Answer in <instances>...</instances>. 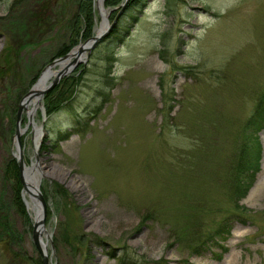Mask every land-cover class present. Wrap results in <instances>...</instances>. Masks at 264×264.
I'll return each mask as SVG.
<instances>
[{
    "label": "rangeland",
    "instance_id": "374dc122",
    "mask_svg": "<svg viewBox=\"0 0 264 264\" xmlns=\"http://www.w3.org/2000/svg\"><path fill=\"white\" fill-rule=\"evenodd\" d=\"M75 1L0 0V62L10 69L0 81V264H42L34 213H20L8 165L16 160L17 106L61 57L59 46H69ZM138 5L124 13L123 26L133 15L138 20L123 42L83 55V78L61 111L47 117L42 100L34 116L37 126L47 117L38 149L32 126L22 135L27 166L38 159L68 175L66 183L46 175L40 184L52 264H264V131L260 169L239 202L229 181L216 177L233 179L239 149L254 146L246 124L264 100V0ZM93 7L95 37L102 18ZM80 74L63 81L70 85ZM77 115L84 129L59 143ZM203 146L208 150L196 151ZM251 153L258 158L259 151ZM20 192L22 198L23 186ZM232 212L243 217L230 218L229 240L197 247L200 235L212 234Z\"/></svg>",
    "mask_w": 264,
    "mask_h": 264
},
{
    "label": "trees",
    "instance_id": "16d2710c",
    "mask_svg": "<svg viewBox=\"0 0 264 264\" xmlns=\"http://www.w3.org/2000/svg\"><path fill=\"white\" fill-rule=\"evenodd\" d=\"M49 1V0H48ZM75 1V0H74ZM125 0H106L105 3V7L107 8H114V7H119V5H121ZM141 0H136L133 3H130L126 12V15L129 14V10L130 8H133L132 10H136L137 7L139 6L138 4H140ZM76 9L73 11L72 13V17L70 19L71 23H70V32L72 34V36L70 37L71 39L68 40L69 42V46L63 47L64 45H60L59 46V50L57 52L58 56H64L66 55L68 52L71 51L72 47L76 46L81 39H89L90 37L93 36V26L95 23V9H94V0H76ZM136 5V6H135ZM118 11H114L111 15V19L112 21L116 18L115 16H117ZM135 12H131V16L132 14H134ZM123 17V19H119L118 23L116 24V26H114V28L112 29V31L110 32V34L106 37V39L103 41L104 42H109L111 41L114 44H119L121 42L124 41L125 37L129 34L130 32V26L133 25L134 22L137 23L138 20V16L133 15L131 17L132 23H127V25L123 26V20L125 18V16ZM37 18H34V21L39 24L38 21H36ZM80 23H82L83 28L85 29V32H83L82 27L80 26ZM25 30L23 31V35L25 36H29V31L32 29L31 25H28L26 23L20 25V28H24ZM68 29V28H67ZM56 55V56H57ZM108 63H110L109 58L107 59ZM84 69L85 66H80L79 69L77 71H81L80 76H78V78L75 80L74 77H71V82L70 85H66V83L63 81L56 89H54L51 93L47 94L45 97L46 100V113L48 117H52V115L57 114V112L61 111L66 103H68L69 101L72 100V95H75V89L70 90V88H74V86L80 82L83 78V74H84ZM10 69H7L4 61L0 62V81H2L3 79H5V77L7 76V73ZM104 83L105 85L109 84L108 82V78L109 76L104 74ZM37 79V76L33 79L31 84H34L35 81ZM67 79V78H66ZM70 80V79H68ZM66 87V90L59 92L61 90L62 87ZM98 93L102 96H107V92L106 89H102L100 91H98ZM56 97V98H54ZM103 103H101L100 108H97V110H101ZM17 112V111H16ZM15 112V113H16ZM90 112L87 111V116L89 117ZM85 119H83L81 116H78V118L75 120L74 122V127L72 131H65L60 133L59 136H57V141L62 142L64 141L67 137H71V135H73V133H79L81 130L84 129V127L81 125L82 122H84ZM246 129L249 131H251V133L254 135L253 138L252 135L247 136L248 138H251L252 142L254 143V146H250L251 148L249 149V151H245L246 147L245 145H243V147L241 149H239V151H242V155L239 158V162L238 165L236 167V171H234V177L232 179L230 174H226L223 178L228 182V186H230V188L232 190H235L234 192L237 193V195H239V199L238 202L247 194L249 188L251 187L250 185L252 184V181H254V177H256V174L259 170L260 167V163H259V159H260V151H261V144H260V138H259V133L261 131L264 130V100L260 101L258 103V106H256L253 114L251 115V117L248 119L247 124H246ZM246 130V131H247ZM247 134L249 135V132L247 131ZM258 145V148H257ZM251 151L256 152L259 151L258 153V158L255 157V160H252V156L253 153H251ZM246 152V153H245ZM8 167H10V171H11V175L12 178L15 180L16 182V188H17V205L18 208L20 210V213L22 214V216L26 219L27 217V213H26V207L22 201L21 198V190H22V182L20 181V173H19V167H18V163L17 161H13L10 163V165H8ZM7 170V169H6ZM62 192H65L63 190H61ZM233 216H238V217H243L242 212L240 213H235L232 212L230 214V216H228L218 227L217 229H215V231L210 234V233H205L200 235L199 238V245H197V247H201L204 246L206 244V242L208 244L211 243H215V242H220L223 241L227 242L228 238L231 236V231H232V225L230 222V218ZM199 224V222H197V225ZM205 241V242H202ZM127 264H135L134 261H126Z\"/></svg>",
    "mask_w": 264,
    "mask_h": 264
},
{
    "label": "water",
    "instance_id": "95a60500",
    "mask_svg": "<svg viewBox=\"0 0 264 264\" xmlns=\"http://www.w3.org/2000/svg\"><path fill=\"white\" fill-rule=\"evenodd\" d=\"M101 2V4L104 3L105 0H99ZM130 0H126L125 4L123 5V8L120 11V14L125 10L127 4L129 3ZM120 16V15H118ZM118 19V17H117ZM117 19L114 21V23H112V25H109V21L108 19H106V24L107 26L105 27L106 29L102 30L101 32H99L98 35H96L95 37H93L92 39L88 40L87 42H84L83 45L79 46V50H73L72 52H70L69 54L56 59L55 61H53L43 72V74L41 75V77L39 78V80L37 81L36 85L40 82V80L45 77L49 71L51 70V68L55 67V66H59L60 69L58 71L55 72V74H51L50 76H48V80L51 77H54L53 80L49 83H47L45 89L40 92L39 94H37L38 96V103L39 105H42V100L45 97L46 94H48L50 91L54 90L61 82V80L65 77H68L69 75L72 74V72L82 63H84V59L82 58L84 53H88V55L91 53V51L96 47V45L103 40V38H105L109 32L111 31V29L113 28V26L115 25V23L117 22ZM72 58V59H71ZM88 58V56L86 57ZM64 65V66H63ZM63 66V70H61ZM35 85V86H36ZM34 88L27 94L25 95V97H23L20 105L18 106V112H17V127H16V140H17V155L15 157H17L16 160H18L19 162V169H20V176H21V180L24 186V191L29 193L31 196L35 197L36 199H39L40 204L39 207L41 208V216L38 220H35L34 222V229H33V241L35 244V246L37 247L38 251H39V255H41L42 257V263L43 264H50V257L48 254V250L47 247L42 244L43 240H42V235H43V231L45 230V222H46V218H47V204L46 201L41 193V191H38V189L36 191H32L28 186H27V179L31 177V174L29 172H32L33 169L35 168L36 164H32L31 167L32 168H28L24 162V154H23V150H22V141H21V135L22 132H25L26 129L21 130L20 125L22 122V115L24 110L28 109V105L30 104L32 98L35 96L34 92H33ZM34 113H29L28 114V119H29V125L32 124L34 125V131L38 132L40 135V139L42 137V133H43V125L39 126L38 128H36V124L34 123V118L32 117ZM38 162V160H37ZM33 201H35L33 199Z\"/></svg>",
    "mask_w": 264,
    "mask_h": 264
},
{
    "label": "bare ground",
    "instance_id": "6f19581e",
    "mask_svg": "<svg viewBox=\"0 0 264 264\" xmlns=\"http://www.w3.org/2000/svg\"><path fill=\"white\" fill-rule=\"evenodd\" d=\"M97 7L100 9V14H102V18H104V22L102 24V26L98 29V32H101L102 30L106 29L105 27L107 26L106 24V19L109 17V12H107L108 10L104 9V7L102 6L101 2L99 0H97ZM79 50V48H78ZM72 59V58H71ZM64 66V65H63ZM61 68V70H63L64 68ZM57 70H53L51 69V71H49V73L43 77L40 82L34 87L33 92L35 93L34 97L32 98L30 104L28 105V112H34V116L37 113L38 110V95L40 92H42L45 87H46V83H48V76H50L51 74H55ZM40 135L38 132L35 133V144L36 146H38L40 144ZM28 168H32L31 166ZM31 174V177L27 179V186L32 190V191H36L38 189V187L40 188V184L42 182L41 179H43L44 177H46V175L52 176L53 178L56 179H60V181L63 182H67L68 179V175L67 173L63 170V168H61L60 166L58 167V165H54L51 164L50 166L46 167L45 165H41V162L38 161L35 165V168L33 169L32 172H29ZM68 185H71L72 189H76L78 187V183H76L74 180H70V182H68ZM39 191V189H38ZM29 209L34 213L35 216V220H38L41 216V208L39 207V202L37 201V199L35 201H31L29 199H26ZM42 240L43 243L48 250V244H50V242H52V234L48 231L47 227L45 226V230L42 232ZM48 234V242L45 240V235Z\"/></svg>",
    "mask_w": 264,
    "mask_h": 264
}]
</instances>
